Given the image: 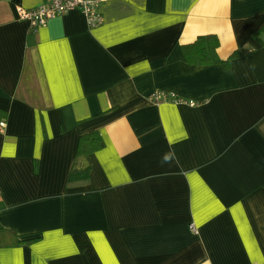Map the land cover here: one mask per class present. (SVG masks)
I'll list each match as a JSON object with an SVG mask.
<instances>
[{"label": "crops", "instance_id": "1", "mask_svg": "<svg viewBox=\"0 0 264 264\" xmlns=\"http://www.w3.org/2000/svg\"><path fill=\"white\" fill-rule=\"evenodd\" d=\"M45 1L0 0V264H264V0Z\"/></svg>", "mask_w": 264, "mask_h": 264}, {"label": "trees", "instance_id": "2", "mask_svg": "<svg viewBox=\"0 0 264 264\" xmlns=\"http://www.w3.org/2000/svg\"><path fill=\"white\" fill-rule=\"evenodd\" d=\"M260 31H264V24L258 28L254 33L257 34ZM218 45V38L215 34H202L198 35L193 41L182 45V49L186 60L189 63H210L220 62L223 65L229 64L232 57L239 53V51L232 52L228 58L221 59L216 51ZM104 144L101 134L97 130L88 131L79 136L76 152L78 154L88 153L99 149ZM86 171H72L69 178L74 179L79 176H84ZM16 235V233H12ZM17 236V235H16ZM34 237L28 238L27 241L33 240ZM20 240H17L19 242Z\"/></svg>", "mask_w": 264, "mask_h": 264}, {"label": "built area", "instance_id": "3", "mask_svg": "<svg viewBox=\"0 0 264 264\" xmlns=\"http://www.w3.org/2000/svg\"><path fill=\"white\" fill-rule=\"evenodd\" d=\"M101 2L102 0H46L31 8L20 7L19 14L29 18L32 28L36 29V27L46 23L54 15L63 13L69 9L80 8L85 13L88 24L90 26H97L103 20L102 13L99 10ZM170 98L181 100V98L166 91H156L151 95V99L156 102ZM190 103L193 104L194 102L190 101ZM190 226L192 230H195L193 224H190Z\"/></svg>", "mask_w": 264, "mask_h": 264}]
</instances>
